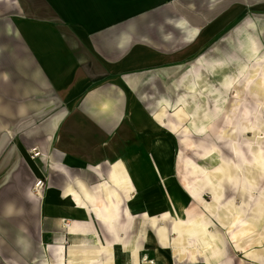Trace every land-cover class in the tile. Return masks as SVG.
<instances>
[{"label":"crops","instance_id":"obj_1","mask_svg":"<svg viewBox=\"0 0 264 264\" xmlns=\"http://www.w3.org/2000/svg\"><path fill=\"white\" fill-rule=\"evenodd\" d=\"M240 53L264 59V0H0V264H184L151 227L165 209L129 215L124 141L159 130L152 77Z\"/></svg>","mask_w":264,"mask_h":264},{"label":"rangeland","instance_id":"obj_2","mask_svg":"<svg viewBox=\"0 0 264 264\" xmlns=\"http://www.w3.org/2000/svg\"><path fill=\"white\" fill-rule=\"evenodd\" d=\"M244 56L236 55V68L218 70L208 55L204 66L192 64L187 71L152 77L140 90L147 99L145 111L159 130L124 141L131 149L125 156L129 215L165 209L160 216L151 215L150 224L158 238L168 241L172 261L178 256L184 264H197L202 256H230L231 264H264V256L249 254L257 247L256 234L245 236L242 246L221 222L235 208L243 222L259 224L264 217V137L252 140L255 134L264 136V59L245 67ZM179 110L189 115L185 125L179 123ZM134 147L140 154L133 153ZM134 197L145 200L134 207ZM203 231L216 239L213 249L181 259L174 248L200 245Z\"/></svg>","mask_w":264,"mask_h":264},{"label":"bare ground","instance_id":"obj_3","mask_svg":"<svg viewBox=\"0 0 264 264\" xmlns=\"http://www.w3.org/2000/svg\"><path fill=\"white\" fill-rule=\"evenodd\" d=\"M191 73V71H190ZM187 76V75H185ZM185 78V77H184ZM194 78V77H193ZM196 84V83H195ZM237 98L240 96V94L236 93ZM262 94H264V87L262 89ZM240 101V99H237ZM188 101V100H187ZM233 106V104H230ZM164 115H160L158 119L162 120ZM178 119L180 125H185L187 124V121L189 120V115L184 111V110H179L178 111ZM175 129H178L177 126H174ZM191 134V130L189 128L184 129V135L188 137ZM261 137L264 136H259V134H255L253 139L255 142L258 141ZM190 149L193 148V146L189 147ZM157 149V148H156ZM261 223L256 224L254 222H249V221H242V214L238 208L233 209V213L229 215L228 218H221V222H223V225H225V228L228 232L232 233L230 235V238L233 242H239L240 245L245 246L246 241L244 242L245 236L247 235H253L256 234L257 239L254 241V244L257 247H254V249L249 252V254H253L254 256L259 255V256H264V217L261 219ZM238 227V228H237ZM235 229H238L235 233ZM202 238L204 239L203 243H200V245H184L185 247L182 248V245H178L174 248V250L179 254L181 259H186L188 255H191L192 257L196 256V253L204 254L205 252H210L213 247L215 246L216 239L215 238H210L207 235V232L203 231L200 233ZM168 241L165 239L164 244H167ZM76 248V247H75ZM88 253V252H87ZM203 257V256H202ZM82 258V257H80ZM145 263V262H144ZM153 263L152 261L148 262L147 264Z\"/></svg>","mask_w":264,"mask_h":264},{"label":"built area","instance_id":"obj_4","mask_svg":"<svg viewBox=\"0 0 264 264\" xmlns=\"http://www.w3.org/2000/svg\"><path fill=\"white\" fill-rule=\"evenodd\" d=\"M30 153H31V158L33 160L37 157H43L44 156L43 151L38 147L33 148L30 151ZM36 180H37L36 184L34 185L32 191H33V194H35V195H41L43 190L46 187L45 180L44 179H36Z\"/></svg>","mask_w":264,"mask_h":264}]
</instances>
